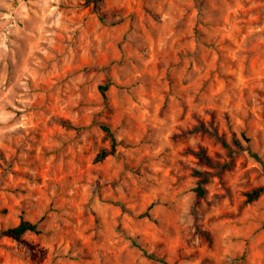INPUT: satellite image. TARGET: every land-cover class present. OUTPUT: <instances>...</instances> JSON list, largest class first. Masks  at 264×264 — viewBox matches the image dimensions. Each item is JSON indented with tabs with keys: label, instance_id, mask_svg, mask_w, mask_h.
I'll list each match as a JSON object with an SVG mask.
<instances>
[{
	"label": "rangeland",
	"instance_id": "rangeland-1",
	"mask_svg": "<svg viewBox=\"0 0 264 264\" xmlns=\"http://www.w3.org/2000/svg\"><path fill=\"white\" fill-rule=\"evenodd\" d=\"M6 91L16 108L11 132L0 119V214L21 197L63 212L66 264H163L128 236L174 264H264V193L246 200L264 185V0H0V104ZM166 118L175 153L161 162L150 154ZM101 123L134 143L97 161L110 147ZM92 128L102 135L85 144ZM190 136L206 142L193 149ZM140 146L131 160L120 151ZM189 192L215 207L217 227L185 237L175 204ZM13 239L0 241V264H23Z\"/></svg>",
	"mask_w": 264,
	"mask_h": 264
},
{
	"label": "clouds",
	"instance_id": "clouds-1",
	"mask_svg": "<svg viewBox=\"0 0 264 264\" xmlns=\"http://www.w3.org/2000/svg\"><path fill=\"white\" fill-rule=\"evenodd\" d=\"M5 8H11L10 4H5ZM7 91H12L11 88ZM7 91L3 97V104H0V111L3 115L0 117L3 121V131L5 134L12 131L9 127L8 121L14 117V112L7 111L8 105H11L13 109L16 108V104L12 103V100L8 99ZM179 95V92H177ZM15 99L21 100L25 106L29 101L23 99L22 96H14ZM175 101V97L173 98ZM113 101L110 99L108 102L109 108L112 107ZM206 106V105H205ZM95 108H88L86 113L95 112ZM191 111L199 112L198 107L193 106ZM202 114V113H201ZM75 120V116H73ZM104 119L103 115L100 117ZM194 123L190 118L183 122L184 127H191ZM156 127L159 129L155 135V140L158 142V146H154V150L151 152V157L156 158L162 162L163 157L160 156L161 151L164 148H169L170 151L167 154L168 159H172L175 153V149L172 148L168 141L167 133L175 129L174 120L159 121ZM96 134V139H99L101 133L98 129L92 128L87 134H82L80 140L85 144L87 143V136ZM73 134L69 133L70 138ZM125 140V143H134V138L127 129H120L117 135V141ZM199 136L186 137L184 143L190 145L193 149H197V146L205 143ZM142 147L121 148V152L124 153L126 158L130 160L134 158L135 154L141 153ZM227 157H214V163L216 161L223 162ZM186 163L192 167H197L195 158H189ZM175 166V165H173ZM230 179V178H229ZM237 179H242L239 175ZM187 187V186H186ZM233 187L235 184L233 183ZM230 194V193H229ZM167 197H165L166 199ZM25 202L23 204H17L14 206V210L9 213L8 216L0 214V241L4 238L6 232L14 237L12 243L15 245L13 251L19 257H23V264H66L65 257L68 253L66 246L67 230L64 225H67L68 221L65 218L63 212L57 213L49 211L47 216L44 215L45 209L33 205L26 197H21ZM216 203L215 201L213 202ZM95 206V205H93ZM215 207L210 208L207 199H199L193 193L189 192L186 196L178 198L175 204L176 220L179 222V227L183 230L185 237H191L196 232L197 228L201 230L207 228H216L217 226L212 224L209 217H215ZM24 213L23 221L21 224L17 219L18 216ZM43 217V219H42ZM210 235V234H209ZM194 243H199L197 239ZM230 249L229 253H226L229 257L235 256L239 251L238 244H228Z\"/></svg>",
	"mask_w": 264,
	"mask_h": 264
},
{
	"label": "trees",
	"instance_id": "trees-1",
	"mask_svg": "<svg viewBox=\"0 0 264 264\" xmlns=\"http://www.w3.org/2000/svg\"><path fill=\"white\" fill-rule=\"evenodd\" d=\"M107 87H108L107 84L100 86V88H101L103 93H105ZM100 127L105 131L107 136H109V138H110V147L109 148H103V149H101L98 152V154L96 155V160L97 161H102L109 154H114L116 152L117 145L119 144V142L117 141V137H116L115 131L110 125H108L106 123H101ZM216 135L218 137H220V135L218 133H216ZM222 141H223V145L229 146L227 141H225V140H222ZM236 142L239 143L237 140H236ZM199 153H200V155H204V149L200 150ZM195 174L196 175H202V172L199 169H196L195 170ZM206 181H207L206 178H204V177L200 178L198 180L196 186L194 187L195 191L200 196L204 195L205 192H206V188H205ZM263 193H264V185L257 186V187H255V188H253V189H251V190L246 192V200L248 202L254 201V200L258 199ZM152 206H153V204H151L148 207V209L144 213H142L141 215L142 216L151 217L150 209L152 208ZM20 223L21 224L24 223L23 216L20 219ZM5 235L12 236L10 234V232H6ZM128 238L132 241V243L135 246L139 247L148 258L154 259V260L159 261V262H161L163 264H174V263L168 262L164 257L158 256V255H156V254H154L152 252H149L147 249H145L143 247L142 243L136 237L128 236Z\"/></svg>",
	"mask_w": 264,
	"mask_h": 264
}]
</instances>
